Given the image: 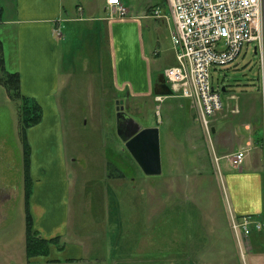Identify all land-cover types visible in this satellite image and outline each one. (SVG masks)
<instances>
[{
  "label": "rangeland",
  "instance_id": "rangeland-1",
  "mask_svg": "<svg viewBox=\"0 0 264 264\" xmlns=\"http://www.w3.org/2000/svg\"><path fill=\"white\" fill-rule=\"evenodd\" d=\"M0 1L4 8L9 6L7 0ZM101 1L102 16H108L106 0ZM123 1L128 15L141 20L140 51L134 44V71L130 66L126 71L133 72L141 82L151 77L154 88L159 75L177 62L168 0H163L165 22L150 13L155 0ZM79 3L90 5L93 10L97 5L96 0H69L71 14L77 13ZM146 13L149 15L142 17ZM64 23L57 93L64 145L58 148L55 144L51 155L34 150L35 138L55 142L51 133L38 129L29 133L28 141L31 165L35 168L40 164L38 170H32L33 181L41 175L44 182L46 164L57 165L65 157L68 184L59 180L56 170L52 173L53 193L63 191L66 195V188L68 191V230L60 243L78 244L82 251L77 249L74 256L72 250L70 255L74 258L69 259L27 255L25 154L19 102L0 84V264H264V255L260 257L262 261H254L256 252H249L243 236L238 239L231 224L225 178L228 171L238 167L230 164L222 151L211 148L212 141H208L191 102L177 94L165 95L158 101L154 90L152 95L127 97L129 83L121 86L123 91L116 86L121 83L112 68L115 58L108 47L107 30L102 55L106 67L97 74L86 70L88 59L83 58L86 53L89 62L99 59L94 34L82 33L84 23ZM12 31V25H0V38L7 39L10 71L19 64ZM93 65L92 61L90 69ZM211 73L215 86L221 90L226 86L227 90L221 93L224 108L227 93L239 94L241 87H254L256 82L261 85L260 55L254 51V43L234 63L212 67ZM97 85H106L107 93L103 91L98 96ZM118 101L125 102L127 113L142 127L159 128L161 174H145L118 135ZM42 106L45 112L54 108L49 101ZM240 129L245 134L243 127ZM38 157V162L33 160Z\"/></svg>",
  "mask_w": 264,
  "mask_h": 264
},
{
  "label": "crops",
  "instance_id": "crops-1",
  "mask_svg": "<svg viewBox=\"0 0 264 264\" xmlns=\"http://www.w3.org/2000/svg\"><path fill=\"white\" fill-rule=\"evenodd\" d=\"M121 1L126 5L123 0ZM7 2L9 6L4 8L0 1V25L6 24L7 26H13L11 37L14 38L13 41L19 55V64H16L17 69L14 71H18L21 75L22 93L38 99L41 104L49 101L54 105L52 111L45 112L44 110L42 121L30 127L27 134L29 135L30 133L31 135L36 129L39 131H47L52 134L55 142L45 137H41L40 140L35 138L33 142L36 145L32 147L34 150H41L43 154L51 155L54 152L55 144L58 148L60 146L63 148L64 145L62 115L57 104V93L59 91L58 68L61 56V38L64 37V22L84 23L82 33L85 35V32L88 31L95 36V48H97L99 53V59L97 62L94 59H90L89 62L90 56L85 53L83 58L88 59V67L86 70L98 74L106 67L102 59L103 40L105 37L104 30L106 29L108 34V47L115 58V68L113 65L112 68L121 83V85L116 84L118 90L123 91L121 86L128 82L130 84H128L130 90L127 97L132 98L137 95L147 96L154 93L152 85H150L151 77V79L146 78L145 82H141L133 72L128 74L126 71L129 66L134 71L132 67L134 44L137 45L138 52L140 51V18L132 17L128 14V16H121L108 3V0H106L107 5L105 6V9L109 12L108 16H102L101 9L104 6V2L101 0H96L97 5L94 10L90 5L85 6L79 3L75 15L71 14L69 0H7ZM11 4L13 5L11 7L12 9L10 8ZM8 8L10 11H8ZM156 8L160 10L161 16L152 14L153 17L165 22L167 19L165 13L167 10L165 9L164 1L155 0L149 7L150 13H153V10ZM87 12L89 14L86 16ZM141 15L142 17H146L149 14ZM6 42L7 39L3 37L4 64L7 68L8 47ZM92 61L94 65L90 69V63ZM255 84L256 86L254 87L249 85L241 87L239 94H226L225 108L223 106L214 115L212 120V137L215 149L222 151V154L227 155L243 148L246 150V160H244L245 162L242 167L226 173L225 179L230 197V203L228 202V205L231 210L236 215H252L254 219L264 221L263 102L260 83L256 82ZM107 85L109 89V84L107 83ZM95 88L97 89L98 96L103 91L107 93L105 89L107 88L106 85L105 88L102 85H97ZM222 90L226 91V86H223ZM131 92L132 94H130ZM240 126L245 130V134L241 133ZM33 160L38 162L39 157L33 158ZM38 165L40 164L38 163ZM38 165L36 164L35 166L36 170L39 169ZM65 167L66 162L63 155L61 163L57 165L51 163L46 164L48 172L44 182L40 178L41 175L36 177V179L34 177L33 190L29 198V208L35 229L46 238L56 236L63 238L67 234L68 211L67 201L65 200L68 196L67 188L66 195H64L63 191L58 195L52 191V183L55 178L52 177L53 170H56V175L60 181L65 182L66 185L68 184L65 176ZM35 168L30 164L31 173L32 170L35 171ZM243 241L246 243L250 253H253V250L256 252L252 256L254 261H262L260 257L264 255V229H254L249 239L244 236ZM60 246L52 243L49 254L37 256L50 259L61 257L69 259L74 258L73 255H70L72 250L75 252L74 256L78 252L77 249L82 251V246L71 242L60 243ZM45 258L39 257L40 260Z\"/></svg>",
  "mask_w": 264,
  "mask_h": 264
},
{
  "label": "built area",
  "instance_id": "built-area-1",
  "mask_svg": "<svg viewBox=\"0 0 264 264\" xmlns=\"http://www.w3.org/2000/svg\"><path fill=\"white\" fill-rule=\"evenodd\" d=\"M121 16L129 10L121 0H108ZM174 28L171 39L177 62L165 70L173 94L187 98L213 145V117L223 108L222 90L212 81L211 68L234 63L254 43L260 55L261 95L264 107V0H168ZM153 15L161 16L158 8ZM59 33L58 30H56ZM161 101L164 95L156 94ZM230 164L241 168L246 150L226 155ZM216 161L219 156L216 154ZM232 227L238 237H250L264 221L251 215L237 216L228 205Z\"/></svg>",
  "mask_w": 264,
  "mask_h": 264
},
{
  "label": "trees",
  "instance_id": "trees-1",
  "mask_svg": "<svg viewBox=\"0 0 264 264\" xmlns=\"http://www.w3.org/2000/svg\"><path fill=\"white\" fill-rule=\"evenodd\" d=\"M1 21V14H0ZM3 75L0 76V84H3L10 97L19 102V115L21 123V139L24 144L25 163V197H26V251L27 255L35 257L37 255H47L50 252V245L55 243L60 246L61 237L56 236L46 238L42 236L34 227L33 218L29 208V198L33 190V180L30 172L31 146L28 141V129L42 121L44 116L43 106L33 97L26 96L21 90V75L18 71H10L5 67L3 43L0 40Z\"/></svg>",
  "mask_w": 264,
  "mask_h": 264
},
{
  "label": "water",
  "instance_id": "water-1",
  "mask_svg": "<svg viewBox=\"0 0 264 264\" xmlns=\"http://www.w3.org/2000/svg\"><path fill=\"white\" fill-rule=\"evenodd\" d=\"M158 81V83L154 84L156 94L169 95L173 93L166 82L164 73L159 75ZM117 104L118 135L145 174H161L162 161L159 128L157 126L142 127L137 120L123 110L122 101H118Z\"/></svg>",
  "mask_w": 264,
  "mask_h": 264
},
{
  "label": "flooded vegetation",
  "instance_id": "flooded-vegetation-1",
  "mask_svg": "<svg viewBox=\"0 0 264 264\" xmlns=\"http://www.w3.org/2000/svg\"><path fill=\"white\" fill-rule=\"evenodd\" d=\"M159 81H158V78L156 79V81H155V83H158ZM159 85H160V83H159ZM153 90H155V86H154V88H153ZM123 105H124V108H123V110L125 111V112H127L126 111V109H125V102L123 101Z\"/></svg>",
  "mask_w": 264,
  "mask_h": 264
}]
</instances>
